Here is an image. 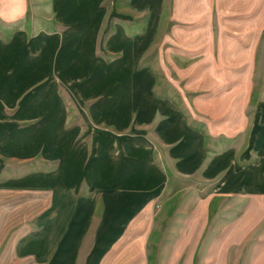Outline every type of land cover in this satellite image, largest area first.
I'll use <instances>...</instances> for the list:
<instances>
[{"label": "crops", "instance_id": "0c3cea01", "mask_svg": "<svg viewBox=\"0 0 264 264\" xmlns=\"http://www.w3.org/2000/svg\"><path fill=\"white\" fill-rule=\"evenodd\" d=\"M124 37L118 28L113 42L120 45ZM15 39L25 58L31 50L24 30L0 40V52L13 46L14 53ZM141 47L109 68L127 67L123 84L139 97L154 84L152 72L135 68ZM89 52L91 46L86 57ZM13 64L0 73V87L10 83L14 90L10 101L0 93V113L34 81L15 89ZM50 98L61 110L57 96ZM148 99L138 104L154 120L151 130L138 124V135L117 132L114 146L94 147L91 163L87 148L72 145L74 133L59 132L52 149L44 143L51 124L26 130L13 116L0 117V164H12L11 173L0 172V225L12 213L29 215L7 240L15 258L34 264H264V111L251 117L247 131L205 133L191 129L172 102ZM113 100L106 107L120 98ZM23 110L19 117L46 108ZM241 132L242 145L236 141ZM106 137L96 133L94 145Z\"/></svg>", "mask_w": 264, "mask_h": 264}, {"label": "rangeland", "instance_id": "374dc122", "mask_svg": "<svg viewBox=\"0 0 264 264\" xmlns=\"http://www.w3.org/2000/svg\"><path fill=\"white\" fill-rule=\"evenodd\" d=\"M58 1L0 0V40L9 42L13 33L24 30L27 53L31 50L24 60L15 39L14 53L13 46L0 52V73L14 61L15 89L34 80L13 105L2 104L0 117L13 116L17 128L26 130L51 124L44 143L52 149L59 132L74 133L72 145L87 148L86 162L91 163L94 147L114 146L117 132L138 135V124L149 132L155 122L145 118V105L138 104L149 95L172 102L191 129L205 133L234 127L247 131L251 117L264 111V0ZM118 28L124 30L125 42L116 46ZM138 45L135 68L154 78L148 91L141 90L142 97L123 84L127 67L109 71L126 55L129 61ZM13 91L10 83L0 87L8 101ZM56 96L61 110L50 98ZM116 97L120 100L106 107ZM40 108H46L42 116H18L21 109L34 113ZM99 116L113 122H100ZM116 119L121 124L125 120L124 125L118 127ZM96 133L107 136L105 143L94 145ZM242 135L236 139L240 145ZM118 155L116 148L112 158ZM11 165L0 164L4 177L12 172ZM28 217L12 213L0 225V264H34L15 258L7 246L14 228Z\"/></svg>", "mask_w": 264, "mask_h": 264}]
</instances>
